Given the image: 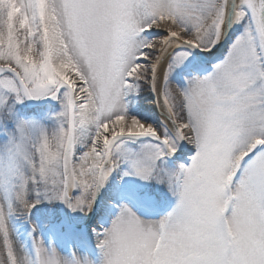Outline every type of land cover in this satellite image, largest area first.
<instances>
[{
	"label": "snow or ice",
	"instance_id": "obj_1",
	"mask_svg": "<svg viewBox=\"0 0 264 264\" xmlns=\"http://www.w3.org/2000/svg\"><path fill=\"white\" fill-rule=\"evenodd\" d=\"M145 88L160 126L129 115ZM41 100L59 109L17 110ZM180 142L195 154L169 171ZM122 164L176 203L156 221L120 206L102 264H264V0H0V264H89L35 226L18 247L11 221L43 202L91 212Z\"/></svg>",
	"mask_w": 264,
	"mask_h": 264
},
{
	"label": "rangeland",
	"instance_id": "obj_2",
	"mask_svg": "<svg viewBox=\"0 0 264 264\" xmlns=\"http://www.w3.org/2000/svg\"><path fill=\"white\" fill-rule=\"evenodd\" d=\"M184 70L186 71V74L183 75L182 83L178 85H182L184 80L190 78L191 76L187 69H177L176 72H182ZM176 72L173 73L171 79L174 77ZM196 74L203 75L204 73L201 72ZM18 106L26 108L25 103ZM31 109L35 108H27L28 111ZM58 109L59 105L57 103L54 109L47 108L44 112L37 115L21 116H35L39 118L47 114H54ZM128 112L130 116H135L132 114L133 112L130 100ZM146 142L147 141L141 140V143ZM184 144L187 151L192 152L191 150H193L191 155L193 156L195 154V147L187 144L186 142H184ZM178 150L179 144L177 151ZM190 157L187 158L186 163L173 162L174 164H168V160H166L163 163V167L169 171H175L181 165L187 166L190 164ZM125 170H127V166L122 164L121 167L110 176L105 187L99 193L98 203L94 210L87 213H73L69 209L71 219L74 224L80 228L69 227L68 233L65 231L59 232L58 236L55 238L46 233L43 235L41 233L35 235L42 239L46 247L55 248V250L65 258H70L72 254L75 253L82 261H87L89 264H102V254L99 249L93 246V243L94 240H96L97 233L102 232L111 226L112 221L118 215L120 206L127 205L142 220L143 217L147 218V220L157 218V220H160L175 207L176 203L175 197L172 196L166 185L158 184L155 181L146 182L135 176L122 177V173ZM48 204L50 203L43 202L37 206H46ZM59 205L62 209L63 220L69 224L66 216V205L62 203H59ZM11 227L18 247L22 245L26 251L30 250L32 247L30 236L31 232L20 233L18 229L12 225V223ZM66 234L70 237L68 236L67 238V236H65L63 241L60 240L62 239V236Z\"/></svg>",
	"mask_w": 264,
	"mask_h": 264
},
{
	"label": "trees",
	"instance_id": "obj_3",
	"mask_svg": "<svg viewBox=\"0 0 264 264\" xmlns=\"http://www.w3.org/2000/svg\"><path fill=\"white\" fill-rule=\"evenodd\" d=\"M210 66L211 65H207L208 69L211 68ZM185 74V70L182 72H176L174 77L171 79L172 83L176 85L181 84L183 80V75ZM129 100L131 102L133 115L137 116L142 120H145L148 123L160 126L161 119L155 112L151 96L146 88L142 90L139 96L130 97ZM47 108L54 109L49 106H45L42 108H35L28 111L27 108L17 106L18 112L20 113V115L23 116L37 115L44 112ZM191 151L193 152V150ZM167 162L168 164H174L170 160H168ZM62 217L63 214L59 202H54L46 206H37L32 210L30 216L27 218H25L23 215H18L17 217L13 218L11 223L16 229H18L20 233L31 232L32 227L35 226V234L41 233L43 235L46 233L55 238L56 236H58L59 232L65 231L68 233V229L70 226L63 220ZM65 236H67L68 238L69 235L66 234L62 236V239L60 240L63 241Z\"/></svg>",
	"mask_w": 264,
	"mask_h": 264
},
{
	"label": "water",
	"instance_id": "obj_4",
	"mask_svg": "<svg viewBox=\"0 0 264 264\" xmlns=\"http://www.w3.org/2000/svg\"><path fill=\"white\" fill-rule=\"evenodd\" d=\"M193 55L194 56L199 55L201 57H204V56L209 57L208 65H211L212 62H215V60L220 57L219 53L208 54V53H197L196 51H193ZM149 93H150V96H151V100H152L155 112L162 119L161 113H160V111H159V109H158V107L156 106V103H155L156 97L150 91H149ZM56 104H57V102L56 101H52V100L26 101L25 102V106L28 109H30V108H42V107H45L47 105L50 106V107H55ZM142 141H148V140H147V138H142ZM191 155H192V152L187 151L184 142H180L179 143V150L176 152L175 155L168 157V159L173 161V162H176V163H186L187 158L190 157ZM98 197H99V194H98V196L96 198V201H95V203L93 205V209L92 210H94L96 208V206H97ZM66 214H67L66 216H67V219H68L69 226L71 228H80L79 226L75 225L73 220L71 219V217L69 215V208L67 206H66Z\"/></svg>",
	"mask_w": 264,
	"mask_h": 264
},
{
	"label": "bare ground",
	"instance_id": "obj_5",
	"mask_svg": "<svg viewBox=\"0 0 264 264\" xmlns=\"http://www.w3.org/2000/svg\"><path fill=\"white\" fill-rule=\"evenodd\" d=\"M158 109H159V108H158ZM159 111H160V109H159ZM146 217H147V216H146ZM157 219H158V218H157ZM157 219H152V220H149V221H156ZM143 220H147V218L143 217ZM93 246H94L95 248L99 249V248L97 247V242H96V240H94Z\"/></svg>",
	"mask_w": 264,
	"mask_h": 264
}]
</instances>
